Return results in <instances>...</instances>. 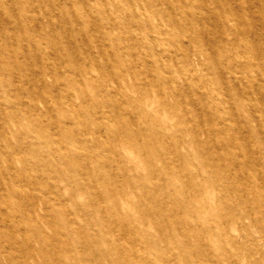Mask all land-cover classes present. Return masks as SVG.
<instances>
[{"label":"rangeland","instance_id":"374dc122","mask_svg":"<svg viewBox=\"0 0 264 264\" xmlns=\"http://www.w3.org/2000/svg\"><path fill=\"white\" fill-rule=\"evenodd\" d=\"M193 5L0 0V264H264V0Z\"/></svg>","mask_w":264,"mask_h":264},{"label":"bare ground","instance_id":"6f19581e","mask_svg":"<svg viewBox=\"0 0 264 264\" xmlns=\"http://www.w3.org/2000/svg\"><path fill=\"white\" fill-rule=\"evenodd\" d=\"M180 1L186 2V4L188 5V7H190V8H192L194 6L193 5L194 0H180ZM188 10H190V9H188ZM188 10L187 9H184V12L180 13L179 17L183 19L186 16L187 13H193L194 12V11H191V10L188 11ZM191 82H194V80H192Z\"/></svg>","mask_w":264,"mask_h":264}]
</instances>
